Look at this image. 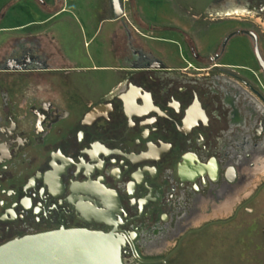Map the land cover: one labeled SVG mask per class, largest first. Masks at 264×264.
<instances>
[{"label": "flooded vegetation", "instance_id": "obj_1", "mask_svg": "<svg viewBox=\"0 0 264 264\" xmlns=\"http://www.w3.org/2000/svg\"><path fill=\"white\" fill-rule=\"evenodd\" d=\"M142 2L96 37L100 80L0 28V246L88 229L124 264H182L264 211V0Z\"/></svg>", "mask_w": 264, "mask_h": 264}, {"label": "crops", "instance_id": "obj_2", "mask_svg": "<svg viewBox=\"0 0 264 264\" xmlns=\"http://www.w3.org/2000/svg\"><path fill=\"white\" fill-rule=\"evenodd\" d=\"M2 2L9 8L14 6L18 8L13 15L18 19L9 23V16L6 14L0 22V28H8L9 33L13 31L23 37L31 35L40 37L43 49L50 54L54 66L64 69L76 67L85 71L108 69L107 67L111 66L98 63L77 64L76 58L62 50L59 39L61 30L72 31V21L82 34V44L86 49L97 42L96 37L99 35L103 34L106 40L109 39L118 29L112 22L114 13L117 12L112 0H2ZM87 54L90 58L93 57V54L88 52Z\"/></svg>", "mask_w": 264, "mask_h": 264}, {"label": "rangeland", "instance_id": "obj_3", "mask_svg": "<svg viewBox=\"0 0 264 264\" xmlns=\"http://www.w3.org/2000/svg\"><path fill=\"white\" fill-rule=\"evenodd\" d=\"M143 1H145L142 2L144 12L163 11L162 8L149 6L150 4L145 6V3L150 0ZM19 3L17 4L19 5ZM17 10L18 8H15V6L10 9L8 15L9 23L17 21L18 17L16 19V16H13ZM71 24L72 31L61 30L59 40L62 44V50L67 54L69 53L72 58L78 59L84 65L91 64V59L88 57L87 52L90 54L92 52V60L98 61L100 58L98 41L86 49L82 44V34L76 29V23L72 21ZM14 35L15 33L12 31L4 39L9 41ZM2 37L0 34V40H2ZM0 44L2 45L1 41ZM107 74L108 72L106 71L83 73L89 78L94 77V80H100ZM245 219L248 224L246 227L236 225L215 227L191 237L179 261L182 264H264V211L249 215Z\"/></svg>", "mask_w": 264, "mask_h": 264}, {"label": "water", "instance_id": "obj_4", "mask_svg": "<svg viewBox=\"0 0 264 264\" xmlns=\"http://www.w3.org/2000/svg\"><path fill=\"white\" fill-rule=\"evenodd\" d=\"M117 12L125 0H112ZM122 241L113 233L59 229L0 246V264H124Z\"/></svg>", "mask_w": 264, "mask_h": 264}, {"label": "trees", "instance_id": "obj_5", "mask_svg": "<svg viewBox=\"0 0 264 264\" xmlns=\"http://www.w3.org/2000/svg\"><path fill=\"white\" fill-rule=\"evenodd\" d=\"M2 5H3V2H0V8L2 7Z\"/></svg>", "mask_w": 264, "mask_h": 264}]
</instances>
